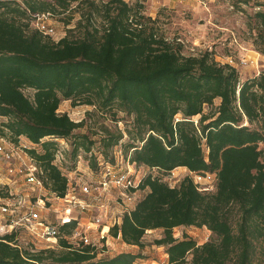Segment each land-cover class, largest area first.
Returning <instances> with one entry per match:
<instances>
[{
    "label": "trees",
    "instance_id": "1",
    "mask_svg": "<svg viewBox=\"0 0 264 264\" xmlns=\"http://www.w3.org/2000/svg\"><path fill=\"white\" fill-rule=\"evenodd\" d=\"M71 2L0 0V115L7 117L0 136L18 143L25 135L40 145L27 151L45 187L59 195L68 179L54 162L61 145L52 138L70 143L72 165L64 152L71 168L80 153L96 168V150L114 160L118 145L148 170L140 183L144 195L112 235L144 247L147 230L162 228L154 243L167 246L169 264H264V69L242 80L212 50L186 53L184 40L164 34L140 2L81 0L86 21L75 37L68 32L55 40L34 25V14L65 12ZM254 18L264 41V8ZM65 99L95 111L74 120L59 111ZM120 112L124 128L105 122L118 123ZM179 166L189 174L176 185L154 173ZM190 171H216L215 188L199 189ZM182 225L207 226L213 235L203 243L186 233L176 237L174 228ZM96 251L90 244L72 248L63 238L58 248L33 249L21 245L16 230L0 235V264H138L140 256L98 258Z\"/></svg>",
    "mask_w": 264,
    "mask_h": 264
},
{
    "label": "rangeland",
    "instance_id": "2",
    "mask_svg": "<svg viewBox=\"0 0 264 264\" xmlns=\"http://www.w3.org/2000/svg\"><path fill=\"white\" fill-rule=\"evenodd\" d=\"M80 1L81 0H72V8L65 12L55 13L47 18L48 23L54 27L52 37L55 40L61 38L68 32L73 37L81 35L83 31V24L86 21V17L83 15V12H86L87 10V3H80ZM96 1L104 2L107 0ZM127 1L130 3H142L144 6V12L158 18V23L160 24L162 31L169 38H177L180 36L184 40V50L186 53H197L200 49L212 50L218 61L222 63H230L236 66L242 80L249 78L250 76L253 77L264 69V52H262V48H264V41L262 40V37L258 35L260 27L257 25L254 18V13L257 10L264 8V5L259 4L262 0H249L248 2L239 0ZM67 20L70 21L68 24L66 23ZM101 20V16L97 15L96 22L100 24ZM231 59H233V62L230 61ZM242 60H247L248 62L243 63ZM64 108H67L66 110L70 112L71 117L77 121L86 117L88 118V112L95 111L94 107L91 105L81 104L73 106L71 101L68 102ZM205 110L208 111L209 108L206 107ZM98 116L99 115L96 117ZM119 116L123 119L118 123L111 119H106L105 122L113 128L116 126L124 128L127 124L125 123L127 117L123 112H120ZM199 117V114L195 115L194 119L198 121ZM86 130L87 126L80 127L75 130V133H81ZM128 138V136L125 137V142H127ZM1 139L2 137L0 136V140ZM3 139L7 141L6 143H16L7 137H4ZM52 139L58 141L55 138ZM35 146L40 148V145L38 144ZM262 146H264V144H262ZM65 148L66 150L68 149V164L72 165L73 159L69 151L71 148L70 143ZM23 151H26L28 157L31 156L27 151V148ZM95 152H98V150ZM84 156L85 155L83 154L81 158L82 161L78 163L79 169L76 172H73L74 174L72 176V180L74 182L76 178L78 179V176L90 178L91 176L95 177L96 175L93 171L94 168L91 167V165L88 166L89 162L86 159L87 156ZM16 157L19 158L17 166H23L26 164L21 156L19 157V155H17ZM14 162L15 159H13L11 163L14 164ZM11 163L0 158V166H2L0 170V188L3 192H7L6 186H8V184L3 182L9 175L7 173V167H12ZM144 171L145 170L143 169L139 174L141 175ZM154 173L163 177V179L168 181L171 185H176L180 183L183 177L189 174V170L185 167H177L169 173H164L159 170H155ZM13 179H18V181H20L21 174H17V177H14ZM19 188L18 193L20 194L29 192L34 195V198H37V196H46L51 198V200L53 199V201L57 204V200L54 198L53 194L45 188L38 189L37 192L31 191L30 186L27 184ZM109 192L112 194L111 205L112 207H115L119 201L117 199L119 189L113 187ZM144 193L145 190L140 189L138 191V197L141 198ZM1 201L2 200L0 199V203ZM16 205L18 210L23 211L21 204L18 203ZM73 208V214H77L79 210L75 206ZM114 209L116 210L114 212L117 217L119 215V210L117 208ZM61 214L63 213H59V216ZM79 214L78 216H81ZM49 217H54L53 213H50ZM63 231L68 233V231H65L64 229ZM184 233L193 237L198 243L207 241L213 235L212 231L207 226L182 225L174 228V234L176 237L181 238ZM92 234L96 240L99 239L100 235H96L97 232L93 231ZM17 235L19 236L22 246H32L33 249H40L43 246V243L38 242L24 226L18 227ZM163 235L164 231L162 228L147 230L143 238L144 247H140L139 245H132L124 242L121 237H116L109 231L107 236L102 239L105 244V248H107L105 256H113L119 252L126 251L140 255L137 258L138 264H169L168 252L166 251L167 246L154 243L156 238L162 237Z\"/></svg>",
    "mask_w": 264,
    "mask_h": 264
},
{
    "label": "built area",
    "instance_id": "3",
    "mask_svg": "<svg viewBox=\"0 0 264 264\" xmlns=\"http://www.w3.org/2000/svg\"><path fill=\"white\" fill-rule=\"evenodd\" d=\"M50 16H52L50 12L36 13L33 23L45 34L52 35L54 27L47 21ZM230 61L233 62V59ZM242 62L248 61L242 60ZM57 140H60L61 148L54 162L61 167L68 179L67 191L64 195H59L45 187L43 179L39 176L41 169L33 157L30 156L29 161L23 166H14L11 163L17 155L20 156L22 151L30 148L31 145L22 142L6 143V140H0V158L12 164L10 177L21 174L24 185H29L31 191L37 192L38 189L45 188L57 200L56 204L53 199L46 196L34 198V195L29 192L20 194L19 187L14 191L10 190V199L0 206V235L17 231L18 227L24 226L38 242L43 243L41 248H58L60 239L63 238L72 248H81L86 244L95 246L97 257H104L107 248L102 239L107 236L112 226L122 223L125 213H130L136 207L140 199L138 197L140 183L148 168L136 165L117 145L114 150V160L106 159L102 152H95L97 155V167L93 170L95 177L78 176L74 182L73 172L79 169L78 163L82 161V155L85 153L79 154L76 165L71 168L66 165L67 159L64 152L69 142L65 138H57ZM143 169L145 171L140 175ZM190 173L199 189L209 191L215 188L216 171H190ZM113 187L119 189L117 196L119 201L115 207L111 205L112 194L109 192ZM18 203L22 205L23 211L18 210L16 205ZM74 206L80 214L79 212L73 214ZM114 208L119 210L117 217ZM58 212L63 214L59 216ZM50 213H53L54 217H49ZM71 220H75L76 224L66 233L63 231V225ZM93 231L97 232L96 235H100L99 239L94 238ZM17 239L19 240L18 235Z\"/></svg>",
    "mask_w": 264,
    "mask_h": 264
},
{
    "label": "crops",
    "instance_id": "4",
    "mask_svg": "<svg viewBox=\"0 0 264 264\" xmlns=\"http://www.w3.org/2000/svg\"><path fill=\"white\" fill-rule=\"evenodd\" d=\"M256 74H257V73H256ZM250 77H252V76H250ZM250 77H249V78H250ZM246 79H248V78H246ZM244 80H245V79H244ZM70 101H71L70 99H65V100H63L62 103L60 104L59 111H61V112L66 111V112H68L69 115L71 116L70 112L66 110L67 108H64V106L66 107L67 103L70 102ZM220 101H221V98H217V99H216V104H219ZM4 120H7V117H6V116H1V115H0V124H1V122L4 121ZM3 138H4V137H2V139H3ZM19 142H22V143H23V142H26V143H28L29 145H31V147H37V148H39L38 146H35L36 143H33L32 141H30V139H29L27 136H25V135H21V136H20V138H19ZM20 156H21V158H23V160H24L25 163H27V162L29 161V157H28L26 151H22V153L20 154ZM20 156H19V157H20ZM14 159H15V162H14L13 165H14V166H17L18 163H19V158H18V157H15ZM1 167H2V166H0V170H1ZM179 167H185V166H179ZM185 168L188 169L187 167H185ZM7 173H8L9 175L5 178V180H4V182H3V183H7V184H8V186H6V187H7L6 191H8V190H9V192H10V190H11V191H14V190L17 189L18 187H21V186L24 185V182H23L22 177H21V180H20V181H18V179H15V180L13 179V177H17V174L14 175L13 177H10V175H11V171H10V168H8V167H7ZM0 199L2 200L1 203H0V205H1V204H3L4 202L8 201L10 198H9V195H5V196L0 195ZM183 226H184V225H183ZM118 237H120V236H118ZM132 245H134V244H132Z\"/></svg>",
    "mask_w": 264,
    "mask_h": 264
}]
</instances>
